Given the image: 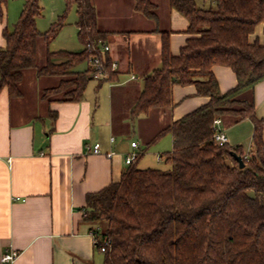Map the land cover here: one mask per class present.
Segmentation results:
<instances>
[{
    "label": "trees",
    "instance_id": "1",
    "mask_svg": "<svg viewBox=\"0 0 264 264\" xmlns=\"http://www.w3.org/2000/svg\"><path fill=\"white\" fill-rule=\"evenodd\" d=\"M12 31L4 30L7 46L0 49V92L22 97L25 72L37 68L40 39L50 44L65 26L59 17L42 33L37 21L43 15L41 0H23ZM8 0H0V14ZM200 8L195 0H170L189 21L192 36L179 56L170 50V31L162 35V66L144 78L141 97L132 109L133 119L153 109H172L173 87L194 85L210 102L163 129L174 139L165 155L168 169H140L136 161L119 182L87 197L84 221L100 227L98 251L103 264H264V120L256 113L254 91L264 81V44L250 37L264 23V0H212ZM76 8L78 40L83 50L47 52L39 77H61L56 87L43 91L49 102H80L95 74L88 65V47L108 45L112 35L98 25L93 0H66ZM135 11L158 22V7L151 0H135ZM67 11V12H68ZM106 68L113 61L104 57ZM87 64L84 72L76 69ZM230 68L237 85L222 93L212 72ZM117 72H108L114 80ZM103 81V80H101ZM53 113V112H52ZM56 119L57 114L54 113ZM230 119L253 123L254 153L242 147L215 142L214 122ZM234 154L241 156V167ZM140 157V156H139ZM110 242L105 252L101 247Z\"/></svg>",
    "mask_w": 264,
    "mask_h": 264
},
{
    "label": "crops",
    "instance_id": "2",
    "mask_svg": "<svg viewBox=\"0 0 264 264\" xmlns=\"http://www.w3.org/2000/svg\"><path fill=\"white\" fill-rule=\"evenodd\" d=\"M151 1L158 7V22L137 13L135 0H93L100 29L112 34L107 44L119 68L114 80L91 81L82 101L49 102L36 91L37 101L30 103L29 90H22L25 76L21 98L11 99L7 88L0 92V264L11 250L19 252L14 264H103L93 238L98 226L84 221L88 195L119 182L129 168L126 156L134 152L140 154L138 168L155 169V162L173 151L174 139L168 134L151 143L154 138L210 102L194 85H175L174 108L131 117L144 78L162 66L160 32H171L170 50L176 57L192 38L188 19L171 7L170 0ZM195 2L200 8L213 6L212 0ZM23 5L24 1L20 11ZM11 12L7 2L0 14V49L7 46L4 30L12 31L19 19ZM256 40L264 44V23L250 37L251 43ZM87 68L85 64L76 70ZM212 72L222 93L236 87L230 68L215 66ZM45 79L49 77L36 73L31 88ZM254 102L257 116L264 120V81L255 88ZM229 126L223 127L228 144L242 147L246 156L254 153L253 123L244 120ZM237 131H244V137L238 139ZM248 135L251 150L245 153L242 143ZM96 144L99 154L94 153Z\"/></svg>",
    "mask_w": 264,
    "mask_h": 264
},
{
    "label": "rangeland",
    "instance_id": "3",
    "mask_svg": "<svg viewBox=\"0 0 264 264\" xmlns=\"http://www.w3.org/2000/svg\"><path fill=\"white\" fill-rule=\"evenodd\" d=\"M22 3L23 0H8V4L12 10L11 15L12 17L14 15L15 19H18L20 17L22 10L20 11L19 8ZM41 6L43 8V15L40 19H38L37 27L42 33L47 32L52 26V24L58 21L59 17L66 15V19L64 28L60 32L59 36L52 41V43L47 45L44 40L40 39L38 44L37 68L25 72V78L27 81L25 82V84H23L24 87L22 88V90H24L25 92L29 90L28 98L30 103H35L37 101L35 95L36 91L38 92V96L39 93L41 96L43 93V90H41L42 88L47 86H57L61 80V77H49V79L40 81L39 86L35 85L33 86V88H31V80L35 78V74L37 73V71L47 64V52L67 51L72 53H78L81 52L83 49V46L78 40V28L76 27L78 16L76 13V8L73 7L68 11L66 7V0H41ZM84 66L85 64L81 65V68H84ZM90 85H94V83H91ZM229 124H231L230 119H226L223 123V127L229 128ZM234 134L236 137H238V139H240L241 137H244L245 132L242 131L241 134H239L237 131V134ZM242 145L245 153H248L251 150V142L249 135L247 136L246 142H243ZM163 156L165 157V155ZM155 163L156 168L164 170L169 168V166L165 164V158L162 159V162Z\"/></svg>",
    "mask_w": 264,
    "mask_h": 264
},
{
    "label": "built area",
    "instance_id": "4",
    "mask_svg": "<svg viewBox=\"0 0 264 264\" xmlns=\"http://www.w3.org/2000/svg\"><path fill=\"white\" fill-rule=\"evenodd\" d=\"M88 51L89 53H92V55L90 56L89 60H88V65L90 66V68L92 69V71L95 74V80H108V72H117L118 68H119V64L116 60H113L110 66V69L106 68V64H105V60L104 57L107 53H111V47L109 45H102L100 46V49H97V47H93V46H89L88 47ZM136 77L133 76L132 79H135ZM215 125V142L219 145V146H224L226 144L229 143L228 137L225 134L223 127H222V120L221 119H217L214 122ZM132 147L134 149H138V143L136 142H132ZM94 153L95 154H99L100 153V145L96 144L94 146ZM114 153H110L107 156L109 158H111L113 156ZM140 154L138 152H134L132 154H129L128 156H126V164L128 166L132 165L138 158H139ZM101 229L100 227H98L97 229H95L93 231V238L95 240V244L96 246L98 245V233H100ZM110 245V242H106L102 247H101V251L105 252L107 249V246ZM19 257V252L16 250H11L9 252H6L1 259V263L2 264H14L15 261L17 260V258Z\"/></svg>",
    "mask_w": 264,
    "mask_h": 264
},
{
    "label": "water",
    "instance_id": "5",
    "mask_svg": "<svg viewBox=\"0 0 264 264\" xmlns=\"http://www.w3.org/2000/svg\"><path fill=\"white\" fill-rule=\"evenodd\" d=\"M234 157L236 158V160L238 161V163L240 164L241 167H244V160L241 156H238L237 154H234Z\"/></svg>",
    "mask_w": 264,
    "mask_h": 264
}]
</instances>
